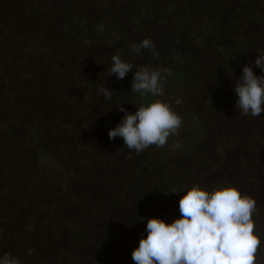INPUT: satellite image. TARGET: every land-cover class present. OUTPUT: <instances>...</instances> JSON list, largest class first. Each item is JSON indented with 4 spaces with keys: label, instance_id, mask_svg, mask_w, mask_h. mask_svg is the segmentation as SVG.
<instances>
[{
    "label": "rangeland",
    "instance_id": "rangeland-1",
    "mask_svg": "<svg viewBox=\"0 0 264 264\" xmlns=\"http://www.w3.org/2000/svg\"><path fill=\"white\" fill-rule=\"evenodd\" d=\"M146 38L154 48L134 54L130 45ZM258 49L264 0H0L4 253L20 258L22 248V264H134L147 219L179 218L176 192L231 185L256 201L264 264V113L242 115L233 90ZM114 54L162 70L157 98L182 119L165 146L136 153L109 138L125 115L119 108L146 104L131 91L135 68L122 80L109 74ZM101 86L113 90L111 100L97 94ZM63 97L81 106L72 112ZM53 109L62 130L52 127ZM43 120L40 160L34 130Z\"/></svg>",
    "mask_w": 264,
    "mask_h": 264
},
{
    "label": "clouds",
    "instance_id": "clouds-1",
    "mask_svg": "<svg viewBox=\"0 0 264 264\" xmlns=\"http://www.w3.org/2000/svg\"><path fill=\"white\" fill-rule=\"evenodd\" d=\"M130 47L134 54H139L141 50L153 49L154 45L146 38ZM257 51L255 60L242 68L233 85L236 109L252 117L264 113V75L253 70L254 64L264 72V49ZM111 61L109 74L121 80L135 68L120 55L114 54ZM164 80L161 69L142 65L135 68L131 91L161 97ZM97 94L111 100L113 90L101 86ZM136 109L133 113L119 108L125 115L108 131L110 139L123 138L130 151L140 153L150 146L163 147L182 125L181 117L161 99H153ZM176 193H183L179 218L171 222L160 217L147 219L146 235L141 236L131 254L134 264H257L261 240L252 219L256 209L254 198L231 185L209 191L196 184ZM0 264L22 262L12 253H3Z\"/></svg>",
    "mask_w": 264,
    "mask_h": 264
},
{
    "label": "trees",
    "instance_id": "trees-1",
    "mask_svg": "<svg viewBox=\"0 0 264 264\" xmlns=\"http://www.w3.org/2000/svg\"><path fill=\"white\" fill-rule=\"evenodd\" d=\"M25 12H20V13H18L17 14V16L18 15H20V16H26V14H24ZM22 19H25V20H27V18H22ZM76 19V18H75ZM79 20H81V19H79ZM75 21V20H74ZM73 21V22H74ZM76 22H74V25H75V28L77 27L76 26V24H75ZM81 24L83 23V21H81L80 22ZM63 29V28H62ZM55 38H53V40H54ZM63 39V40H62ZM64 39H66V37L64 36V38L63 37H61V40L63 41V43H62V46H61V48H63V47H65V42H64ZM82 39V38H81ZM55 44H52L51 43V48H53V47H56V46H54ZM219 51L221 52V53H223V54H225L226 53V50L225 49H223V48H219ZM77 54V53H76ZM4 61H7V60H5L4 59ZM5 65V64H4ZM6 65H8V64H6ZM5 65V66H6ZM5 68V67H4ZM4 71L6 70V69H3ZM53 71V70H52ZM17 73H20V70H19V68L17 69V71H16ZM181 78V74H174V79H175V81L176 80H179ZM67 94H64V96H66ZM60 96V95H59ZM133 96L135 97V98H137L138 100H141L142 102H144V103H150V102H152V100L153 99H155L154 97H152L150 94H146V95H141V94H139V93H133ZM74 98V97H73ZM63 101H64V104H67L66 106H67V108H69V110H71V108H72V112L74 111V110H76L77 111V109L79 108V106H81L80 105V103H78V102H74L75 101V99H72V100H68V98H66V97H63ZM69 104V105H68ZM77 105V106H76ZM85 107V106H84ZM87 109V108H86ZM85 114L87 113V110H86V112H84ZM53 114H54V118L50 121L51 123H52V121L54 122V124H53V129L56 131V129H61L62 130V127L61 126H63V125H66V123H64V122H62L61 120H60V118L58 117L57 118V116H56V111L53 109ZM88 114V113H87ZM87 119H89V118H87ZM47 123H49L48 121H45V120H43L42 122H41V127H36V129L34 130L38 135V141H37V145L38 146H40V147H38V154H39V158H40V160H44L45 158H47V152L45 151V150H43V149H39V148H42V140H43V137H42V135H43V133L45 132V130H46V126H47ZM59 126V127H58ZM45 128V129H44ZM56 128V129H55ZM261 130L264 132V127L263 128H261ZM264 134V133H263ZM127 188V187H126ZM25 195V194H24ZM33 196H35V194H33V193H31V194H28V197H27V202L28 203H31L32 202V199H35V198H37L36 196L33 198ZM62 200V199H61ZM60 199H58V201H61ZM143 214V213H142ZM142 214H140L139 215V218L137 219V220H139V219H141L140 217L141 216H143ZM11 219H13L12 217H11ZM10 219V220H11ZM7 220H9V219H7ZM5 226H0V229H3ZM0 232H2L1 230H0ZM35 235H36V233H35ZM40 235H41V233H40ZM26 238H28V236H27V234H25L24 235V239H26ZM26 241V240H25ZM0 243H1V245H0V254H3L4 253V251H6V247H4V242L3 241H1L0 240ZM6 243H7V241H6ZM4 247V248H3ZM5 249V250H4ZM11 252V251H10ZM26 252V251H25ZM24 252V250L21 248L20 249V253H21V257H20V260H21V262L23 263V257L25 258V259H27V257H28V255L26 254ZM98 253V252H97ZM111 255H113L112 253H111ZM98 257H99V255H98ZM100 258V257H99ZM98 259V258H97Z\"/></svg>",
    "mask_w": 264,
    "mask_h": 264
}]
</instances>
